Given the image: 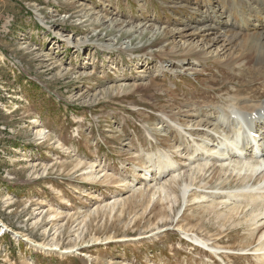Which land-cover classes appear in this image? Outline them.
<instances>
[{
	"label": "rangeland",
	"instance_id": "rangeland-1",
	"mask_svg": "<svg viewBox=\"0 0 264 264\" xmlns=\"http://www.w3.org/2000/svg\"><path fill=\"white\" fill-rule=\"evenodd\" d=\"M210 2L0 0V264H257L241 256L248 232L203 217L199 205L211 198L178 203L174 184L168 200L157 195L149 203L138 194L157 184L160 154L177 160L181 185L190 183L188 130L169 129L165 115L186 108L189 118L174 122L204 120L202 128L214 130L233 98L264 101V61L253 66L263 40L249 39L258 52L244 57L240 46L207 51L202 39L180 35L188 25L218 27L209 38L261 33L264 0ZM164 30L172 34L163 38ZM188 51L195 55L184 58ZM237 54L244 65L226 69ZM207 188L217 195L221 187ZM116 202L113 214L105 210ZM163 208L174 209L162 222ZM186 232L210 238L219 253L194 245Z\"/></svg>",
	"mask_w": 264,
	"mask_h": 264
},
{
	"label": "bare ground",
	"instance_id": "bare-ground-1",
	"mask_svg": "<svg viewBox=\"0 0 264 264\" xmlns=\"http://www.w3.org/2000/svg\"><path fill=\"white\" fill-rule=\"evenodd\" d=\"M210 1L211 2L209 5L212 6V0H210ZM222 3H224V2H222ZM187 27L188 28H185L182 32H180V35L182 37L187 36L190 38L191 37L193 38L194 36H196L197 38L202 39L201 44L204 48L208 47V49L205 48V50H207V51H209V50L212 51V48L215 45L217 46V44L222 43L221 47L224 48L223 50H226V51H227L228 47H229L228 49H230V48L236 46L235 50H237L238 49L237 46H240V48H242V50L240 49L239 51L242 52L244 57H245L246 54L244 52H246V51L253 52V54H256L258 52V49L256 48L255 44H253L250 47L248 46V43L250 42L249 39L251 40V38H255L254 41H257L258 39H260V43H261V40L264 41V23L260 24L259 29H260L261 33H257V34L255 33V34L251 35V34H246V32L245 33L239 32L236 34L233 31H229L226 33H217L214 35L213 38L212 37L209 38V36H210L209 32L210 31L217 32L219 30V28L216 26L206 25V26L201 27V28H199V27L192 28L191 25L190 26L188 25ZM133 28L139 29L140 25L137 27H133ZM190 28H192L194 31L190 34L189 33L186 34L187 33L186 31L188 29L190 30ZM170 33L172 34V32H168L167 30H164V33L162 34L163 38H166L167 36H169ZM199 42H200V40H199ZM192 48H194V45ZM243 50H245V51H243ZM231 51H232V49H231ZM194 55H195L194 51L193 52L188 51L183 56H184V58H187V57H191ZM257 55H261L262 60H259V62H256L255 64H253V66H256L257 68L260 69V68H262V66L259 64H261V62L264 61V52L263 53H257ZM177 56H181V58H182V55H177ZM238 56H239V54L235 55L236 58L233 56L234 59L233 58H227V61L225 62V68L226 69H233V70L237 69V68L238 69L241 68V65H244V63H243L244 60H243V58L238 60L237 59ZM241 57H243V56H241ZM239 58H240V56H239ZM258 65H259V67H258ZM250 66H252V65H250ZM257 70L258 69H256V71ZM260 72H263V71H260ZM263 79H262V81H264ZM240 96L241 97H239V98H233L232 102L225 105V109H223L218 123L212 122L214 127H215V128L214 127L213 128L216 131L210 130L208 127L206 129L202 128L204 126V120H196L195 119L196 121H194V124L186 122L184 125H179L177 123V122H179V120L177 118L180 119V116H183V115H184V118L185 117L189 118V116H190V115H188V113L191 111H187L185 107H184L185 109H184L183 113H180V114L178 113L177 115L172 114L170 116L165 115L164 117L167 118L166 120H169L168 123H170L169 129L174 128L177 131H183V133H184V129L188 130V132L186 133L187 137H188L187 142L191 146L190 145H186V146L192 150L188 154H186L187 157H186L185 163L187 161L190 163L189 164V167H191L190 181H188V183L189 182L190 183L187 184V182H186V183H184V185L182 184L183 185L182 186L180 183L181 181L179 180L181 178V174H177V171H176L177 170L176 166L178 164L177 160L173 159L172 158L173 156L170 157L169 155H166V154H160L159 160L157 162H155V164L153 166L155 168V170H154L155 174L158 175V178H156L157 175L153 174V176H155L154 180L158 184L160 181V178L161 177L163 178L165 175H168L166 178L170 177V180L165 181L163 184H158V185L155 184V186H153L151 188V190H144L138 194H140L142 199H144L145 196H148V198H149L148 202L149 203H151L152 200L157 195L158 196L156 198L160 199V201H161V199L168 200L169 199L168 191L170 189L171 184H174V186L176 187L175 193L181 191V194H179L181 197L176 194V202H178V203H180L179 199L181 200V203L188 205V204L195 202L197 200H204V199L208 200L211 198L212 201H211V203H209L207 205V207H203V205H199V207H201L204 210L202 212L203 217L212 216V219H214L215 221L218 220L221 222L220 226H223V228L224 227L226 228V226L229 224L234 227L233 228L231 226L233 229L241 226L243 231L248 232L245 234V236H243L241 238L239 237L240 238V240H239L240 246L241 247L243 246L242 251H250L249 247L253 246V249H252L253 251L252 250L250 251L252 253L250 255H254L257 264H264V158H262V159L259 158V156H261L260 154L262 152V151H260V149L264 148V134L258 133L259 132L258 131V132H256L258 134L257 135L258 138L251 137V139H250L249 137H247L248 134L245 133V130L248 133H250L252 131L253 127H259V125H257V124H259L261 118L264 117V101H262L261 99H260L261 101L254 100L255 102L250 100L249 99L250 97H247V96H250V93H246V95H240ZM168 117L170 119H172L173 122H171V120ZM196 117H198V116H196ZM240 118L243 119L245 121V123L247 124V126H248L247 129L244 126H242L241 122L239 123ZM190 119H192V118H190ZM174 120L177 122H174ZM246 121L251 122V125L249 126V123ZM189 122H191V121H189ZM209 125H211V124H208L206 126H209ZM232 128H235V131L233 134L232 133L230 134L229 131H231ZM263 131H264V129H263ZM213 132H216V135H217L216 137H217L218 141L216 144L211 145L212 141L209 138L210 137L209 135H211V134L214 135L215 133H213ZM37 133L40 136L44 135L43 131H38ZM237 138L241 139V144L236 143ZM246 139H249L252 142L246 141ZM182 144H184V143H182ZM242 144L244 145L245 148H250V146L253 148V146H255L256 152L252 153L253 151L251 149H248L247 150L248 155L246 154L245 156L238 157V158L235 157L233 155L234 151L235 152H241L239 154L243 155V152L241 151V147L243 146ZM180 148L181 147L179 145L176 146L177 152H179ZM249 153H251V154H249ZM201 157H203V158H201ZM207 157L214 158L216 160H215V162H212V160H210ZM196 158H197V161L192 162ZM145 173L146 174H144V175L148 178L150 176L149 171H147L145 169ZM89 174L90 175H89L88 180L89 179L94 180L97 178V175H94L91 173H89ZM207 175H210V177H209L210 179L204 178V177H207ZM213 182L219 183L221 188L217 189L218 190L217 192H219L220 194L219 193L217 195L215 193H214L215 195L214 194H208L207 190H210V189L207 187H209V185L211 186V184ZM231 182L235 183V186L232 187L231 189L238 188L240 191L239 190L238 191H227V192L225 191V193L220 192V190L223 189L222 186L230 184ZM199 183H201V184L198 185ZM191 187H193V188L197 187L196 192L194 189H190ZM134 192H137V191H134ZM135 195H134V197H131L129 199H125L124 201H122L120 203L122 205H126V203L130 199L137 198V197H135ZM162 195H163V197H161ZM145 201H146V199H145ZM117 204H119V202L118 203L116 202L111 206L107 205L105 207V210L108 211V209H109L110 210L109 212L112 213L111 211H114L116 209ZM118 208H119V206H118ZM163 209L165 211V215L161 219L162 222L164 221L165 218L170 217V215L167 216V214H166L167 212H169L168 210L170 209V211L173 212L174 208L173 209L169 208L168 210H167V208H163ZM99 211L100 210L98 209L95 211V213H98ZM52 217L54 218L55 216H52ZM56 218H57V216H56ZM51 220H54V219H51ZM206 220H207V218H206ZM189 225L191 226V229H192L194 227H197L198 223L192 222V223H189ZM230 225H229V229H230ZM225 231L227 232L228 228ZM192 232H193V230H192ZM221 234H222V232H221ZM185 236L188 238V240L190 242L194 243L195 245L207 247L209 249V251L210 250L212 251V252L210 251L211 255H212V253L214 254L216 251H218V250L215 251V249H217L215 247V245L213 246V244H212L213 247L209 246L208 243H209V241H211V240H209L210 238H208V240H207L206 238L205 239L201 238L198 234L189 235V234H187V232H186ZM56 243H54L55 246H57ZM244 248H249V250H247V249L244 250ZM42 250H44V249H42ZM50 250L53 251V249H50Z\"/></svg>",
	"mask_w": 264,
	"mask_h": 264
}]
</instances>
